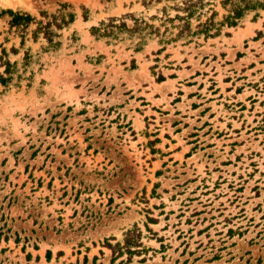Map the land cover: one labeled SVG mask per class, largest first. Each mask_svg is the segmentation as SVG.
Masks as SVG:
<instances>
[{
	"label": "rangeland",
	"instance_id": "obj_1",
	"mask_svg": "<svg viewBox=\"0 0 264 264\" xmlns=\"http://www.w3.org/2000/svg\"><path fill=\"white\" fill-rule=\"evenodd\" d=\"M223 1L203 0L192 32L213 13L221 24ZM9 2L0 56L17 65L0 84V264H111L105 243L134 227L144 248L127 264H264V11L177 39L168 0ZM16 12L74 21L57 47L33 42L35 25L21 47ZM112 18L130 32L91 34Z\"/></svg>",
	"mask_w": 264,
	"mask_h": 264
},
{
	"label": "trees",
	"instance_id": "obj_2",
	"mask_svg": "<svg viewBox=\"0 0 264 264\" xmlns=\"http://www.w3.org/2000/svg\"><path fill=\"white\" fill-rule=\"evenodd\" d=\"M163 0H156V3H161ZM167 1V0H165ZM172 1L174 4L172 7H164L162 8V12L164 13V17L166 18V22L173 23L175 20H178L182 23V25L178 26L179 33L176 38H182L184 35L188 37H195L199 35H204L205 38L213 37L218 35L220 31V27L226 25L229 28L236 27L238 23L251 12H255L254 17H258V11H264V0H224L221 4L224 8L230 6L228 9V15L224 18V21L221 24H214V16L213 13L210 18L206 20L204 23H198L196 26V31L192 32L190 21L195 18H200V15H197L200 10L204 8L203 0H181L179 3L178 0H168ZM167 9H171L176 11L177 13H182L183 16L175 15L173 19L169 18L166 15ZM11 20L9 22V26L11 29H14L16 33L20 35V45L24 46L25 37L30 30V27L35 25V29L30 31L32 34L33 42H37L42 36V38L46 41L49 47H57L59 43H54V40L59 38V31H62L64 28H68L70 24L73 23V15H65L62 16H47L46 13H42V17L47 19L44 21H36L35 18L30 16L27 13H10ZM86 21L87 18L84 17ZM117 20L112 18L108 20V23L100 22L99 27H92L90 29L91 34L96 36L99 39H116L118 34L121 31L130 32V30L126 29V25L124 23L116 24ZM135 26L133 29V33L142 32L143 28L140 22L134 20ZM146 28L148 26L145 24ZM150 28V27H149ZM14 53L17 54L14 50ZM24 60H29V54L26 53L24 56ZM16 62L11 64L4 50H2L0 56V67L4 68L2 74H0V84L3 87H6L8 83L13 81L14 76L16 74ZM20 79V77H17ZM141 233L139 229L134 227V229L127 231L125 234V238L123 244L116 243L114 246L105 243V247L108 248L112 252L111 264L115 262L116 259L127 255L128 258L126 262L121 261L120 264L130 263L131 256L135 254H140L143 251V246L140 243ZM138 248H142V250H137ZM134 249V250H133ZM96 261V258L93 259V263ZM87 262V259H84V263Z\"/></svg>",
	"mask_w": 264,
	"mask_h": 264
},
{
	"label": "bare ground",
	"instance_id": "obj_3",
	"mask_svg": "<svg viewBox=\"0 0 264 264\" xmlns=\"http://www.w3.org/2000/svg\"><path fill=\"white\" fill-rule=\"evenodd\" d=\"M6 2H7V5L8 6H10L11 4H10V2H9V0H5ZM15 2V1H14ZM22 2V1H21Z\"/></svg>",
	"mask_w": 264,
	"mask_h": 264
}]
</instances>
